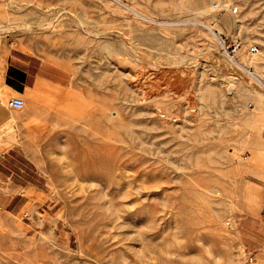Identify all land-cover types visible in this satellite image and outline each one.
<instances>
[{"label": "rangeland", "instance_id": "1", "mask_svg": "<svg viewBox=\"0 0 264 264\" xmlns=\"http://www.w3.org/2000/svg\"><path fill=\"white\" fill-rule=\"evenodd\" d=\"M56 1L0 0V264H264V0ZM19 54L66 86L19 94Z\"/></svg>", "mask_w": 264, "mask_h": 264}, {"label": "bare ground", "instance_id": "2", "mask_svg": "<svg viewBox=\"0 0 264 264\" xmlns=\"http://www.w3.org/2000/svg\"><path fill=\"white\" fill-rule=\"evenodd\" d=\"M78 1V0H77ZM54 2V1H53ZM52 2V3H53ZM55 2H57L56 0H55ZM121 2V1H120ZM71 5H73V4H71ZM70 5V6H71ZM68 6V5H67ZM70 6H68V7H70ZM78 6V5H77ZM39 7H40V10L41 11H45V6H43V5H39ZM66 7V6H65ZM214 8H210L208 11H211V10H213ZM133 10H134V8H133ZM74 11V10H73ZM73 11H68L66 8H63L62 7V5H60V6H57V5H55V7H53V8H51V9H48V10H46V12H48V13H50V14H53V15H56V17H58L57 15H60V17L62 18L63 16H66L67 18H69L70 19V21H71V23H72V25H73V23L77 26L76 28H78V29H84L86 32L87 31H89L88 33H92V34H98V33H96V32H94V31H91L90 29H89V27H88V22L85 20V19H83V18H80L79 17V15L78 14H76V12H73ZM136 10H134V12H135ZM45 13V12H44ZM90 13V12H89ZM63 18H65V17H63ZM69 19H68V21H69ZM64 20H66V19H64ZM120 20V19H119ZM98 21H99V19H98ZM90 22V21H89ZM105 22V21H104ZM50 22H47V23H45V22H42V25H41V27H43V28H48L49 27V25H52V24H49ZM97 23V22H96ZM106 23V22H105ZM104 24V23H103ZM99 25V24H98ZM54 26V25H53ZM100 26V25H99ZM30 27H36V26H30ZM38 27V26H37ZM92 27V26H91ZM102 27V28H101ZM116 26H110V25H107V24H105V26L103 25V26H100V28H101V33H103V34H106V33H110L111 31H116L117 33H118V31L116 30V28H115ZM122 28V27H121ZM210 29H212V30H215V28L212 26V27H209ZM50 29V28H49ZM34 30H36V29H34ZM41 30V29H40ZM44 30V29H43ZM100 30V29H99ZM120 32V34H118V35H120V37H121V39L122 40H120V44L122 45V49H120V50H118V51H120V52H117L116 53V51L114 52L116 55H117V57H118V59L119 60H121V61H129L131 64H132V67H131V69L133 70L134 68H135V66L137 65L136 63H138V62H144V60H143V58H144V56L146 57V56H148L146 53H147V51L146 52H141V48L143 47H150L151 45H153L154 46V42L155 41H153V38H149V37H147V36H141V37H138V38H136L137 40L134 42L133 40H131L130 38H129V36H128V34L126 33V32H124L123 30H120V29H118ZM75 31H77V30H75ZM81 31V30H80ZM74 32V31H73ZM88 33H86V34H88ZM100 33V34H101ZM112 33V32H111ZM114 33V32H113ZM144 33V32H143ZM142 33V34H143ZM220 32H218V34H219ZM91 34V35H92ZM145 34V33H144ZM143 34V35H144ZM147 34H149V33H147ZM107 35V34H106ZM105 35V36H106ZM135 35H136V33H135ZM99 36V35H98ZM102 36V35H101ZM111 36H114V35H111ZM115 36H117V34L115 35ZM114 36V37H115ZM152 36V35H151ZM154 36H155V34H154ZM103 37V36H102ZM110 37V36H109ZM118 37V36H117ZM155 38H158V35H157V37H155ZM113 39V38H112ZM118 39V38H117ZM108 40V39H107ZM112 41H115V40H112ZM158 42H160L159 40H157ZM106 42V41H105ZM109 42V41H108ZM116 42H117V40H116ZM114 43V44H117V43ZM119 42V41H118ZM139 42V43H138ZM153 42V43H152ZM157 42V43H158ZM113 43V42H112ZM156 43V44H157ZM113 44V45H114ZM158 44H160V43H158ZM168 45H166V47H167ZM170 46V45H169ZM118 47L119 46H117V49H118ZM158 48H159V46H157ZM160 48H161V46H160ZM168 48V47H167ZM123 49H124V51H123ZM145 49V48H144ZM115 50V49H114ZM165 50V49H164ZM149 51V50H148ZM105 53V52H104ZM161 53H164V51H162ZM160 53V54H161ZM114 54V55H115ZM165 54H167L166 52H165ZM157 57H156V59L158 60V58L160 57V55H159V52H158V54L156 55ZM111 57V56H110ZM149 58H150V56H149ZM151 60H153L152 58H151ZM167 60V59H166ZM160 61V60H159ZM172 62V61H171ZM158 63V62H157ZM115 64V63H114ZM154 64H156V62L154 63ZM168 65V64H167ZM169 66V65H168ZM140 68V67H139ZM139 68L137 67V69L139 70ZM118 69H119V66H118ZM136 69V70H137ZM122 70V69H121ZM124 70V69H123ZM143 70V69H142ZM170 70V69H169ZM148 71V70H147ZM162 71V70H161ZM138 72V71H137ZM146 72V71H145ZM126 74V73H125ZM132 74H133V76L135 77V80H136V78L138 79L140 76H141V73H140V75L139 74H136V72L135 71H132ZM143 75V74H142ZM187 77V76H186ZM183 78V77H182ZM147 79V78H146ZM145 79V80H146ZM134 80V81H135ZM140 80V79H139ZM145 80H144V82H145ZM182 80V79H181ZM133 81V80H132ZM133 81V82H134ZM185 81V83H186V80H184ZM228 81H229V79H228ZM232 81V80H231ZM238 81V80H237ZM137 82V81H136ZM177 82V81H176ZM180 82H182V81H180ZM188 82H189V80H188ZM235 83H236V81H234ZM178 83H179V81H178ZM177 83V84H178ZM191 83V82H190ZM227 83V82H226ZM2 84V83H1ZM131 84V83H130ZM176 84V85H177ZM181 84V83H180ZM179 84V85H180ZM229 84V83H228ZM142 85V84H141ZM6 86V85H5ZM119 86V85H118ZM233 86V85H232ZM114 86H112V88H113ZM115 87H117L116 85H115ZM142 87V86H141ZM58 88H62V87H58ZM127 88L128 87H126V90H127ZM178 88V87H177ZM181 88V90H182V88H183V85H182V87H180ZM9 89V88H8ZM117 89V88H116ZM145 89V88H144ZM210 89V88H209ZM3 90H6V89H3ZM10 91V90H9ZM145 91V90H144ZM234 91V90H233ZM178 92V91H177ZM190 92H192V89L190 90ZM11 93V92H10ZM227 93H228V91H227ZM7 94V93H6ZM151 95H152V93H150ZM229 94V93H228ZM167 95V94H166ZM145 96H146V94H145ZM0 97H1V99H4L5 98V96H2V92L0 91ZM151 97V96H150ZM177 97V96H176ZM206 99H208V100H210V101H213V100H215L216 99V93L214 92V91H212V90H209V91H207V94H206ZM146 98H148V96L146 97ZM227 98V97H226ZM147 100V99H146ZM3 101V100H2ZM5 103V102H4ZM6 104V103H5ZM6 105H8V104H6ZM4 108V107H3ZM6 110H8L7 109V107H6ZM114 111V110H113ZM112 114H115V117H116V115H118L119 116V111H114ZM111 115V114H110ZM114 116V115H113ZM112 119H113V117H112ZM117 120V119H116ZM115 120V122H118V121H116ZM112 123V122H111ZM110 124V123H109ZM115 135V134H114ZM117 135V134H116ZM115 135V136H116ZM129 135V134H128ZM110 136H112V135H110ZM134 136H135V134H134ZM116 138H118L119 139V137H116ZM108 139V138H107ZM111 139V138H110ZM130 139V138H129ZM109 140V139H108ZM112 140V139H111ZM133 140V139H132ZM121 141V140H120ZM130 141V140H129ZM134 141V140H133ZM113 144V143H112ZM116 145H118L117 143H115V146L114 147H116L117 148V146ZM124 145V144H123ZM127 145V144H126ZM131 145V144H130ZM118 146H120V145H118ZM128 148H129V146H127ZM132 149V148H131ZM117 164V163H116ZM119 165V164H118ZM116 167V166H115ZM120 168H121V166H120ZM115 169V168H114ZM118 170V169H117ZM114 171V170H113ZM217 193V192H216Z\"/></svg>", "mask_w": 264, "mask_h": 264}, {"label": "crops", "instance_id": "3", "mask_svg": "<svg viewBox=\"0 0 264 264\" xmlns=\"http://www.w3.org/2000/svg\"><path fill=\"white\" fill-rule=\"evenodd\" d=\"M34 57L27 54H19L18 57L14 56V59L17 60V63L11 61V66L9 68L8 77L11 80V88L16 89L19 94H24V87H28L30 90L28 92L29 95L33 96L35 99L39 101L45 100L44 95L51 94L53 90H58V87L64 88L66 85L64 82H55L53 81V76L47 72L46 67L44 65H40L37 71L34 74H31V70L27 68V65H31L36 63ZM18 63H21V65ZM48 68V67H47ZM33 78V83L29 84V80ZM13 149L14 147H10ZM5 149V145H0V150ZM9 149V150H11ZM5 160V152L0 153V198L5 199V197L12 198L17 194H11L9 192L17 191V186L5 184V170L4 163Z\"/></svg>", "mask_w": 264, "mask_h": 264}, {"label": "built area", "instance_id": "4", "mask_svg": "<svg viewBox=\"0 0 264 264\" xmlns=\"http://www.w3.org/2000/svg\"><path fill=\"white\" fill-rule=\"evenodd\" d=\"M232 47H233L232 51L236 52L237 50L240 49V44L234 43V45ZM251 52L257 53L258 47L251 48ZM250 106H252V105H250ZM8 107L12 108V109H16V110H22L25 107V101L22 98L14 97L8 101Z\"/></svg>", "mask_w": 264, "mask_h": 264}]
</instances>
